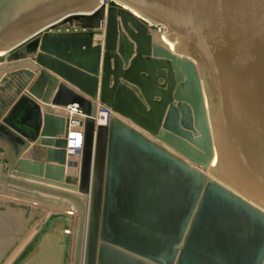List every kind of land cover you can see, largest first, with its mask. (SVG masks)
<instances>
[{
  "label": "water",
  "instance_id": "water-1",
  "mask_svg": "<svg viewBox=\"0 0 264 264\" xmlns=\"http://www.w3.org/2000/svg\"><path fill=\"white\" fill-rule=\"evenodd\" d=\"M122 1L176 38L192 95L180 93L184 75L168 53L151 56L146 21L114 0L105 25V5L97 0H0V48L18 59L0 70L37 73L0 119V193L64 209L63 199L71 200V264H264V210L120 117L112 114L108 124L94 119L98 99L151 134L165 138L167 129L200 142L209 156L202 72L216 146L212 168L264 207V0ZM117 15L132 41L120 36ZM71 18L81 19L83 28H49ZM103 25L102 51L93 34ZM44 103H77L85 113L76 172L69 169L77 161L66 149L68 119ZM153 104L160 105L154 119L140 113H150ZM174 213L176 221L162 220Z\"/></svg>",
  "mask_w": 264,
  "mask_h": 264
},
{
  "label": "bare ground",
  "instance_id": "bare-ground-1",
  "mask_svg": "<svg viewBox=\"0 0 264 264\" xmlns=\"http://www.w3.org/2000/svg\"><path fill=\"white\" fill-rule=\"evenodd\" d=\"M114 1L116 3H118V4H120L122 7L128 9L132 14L137 16L139 19H141V20L144 19V21H146L147 30H148V32L150 34L151 56H153L152 53H157V52L160 53V54L168 53L170 55V57H171L170 60L172 61V65L178 67L179 70H181V72L184 75L183 80L179 81V83H178L179 84V88H180L179 89L180 93L184 92L186 95L191 96L192 95V86L189 83V80L186 78V74H185L184 68H183L184 63H182L180 61L179 56L177 55L178 53L176 51V49H177L176 48V46H177L176 45V38L171 37L167 33L168 30H167L165 25L157 23L156 20H154L150 16L146 15L145 13L141 12L139 9L127 4L126 2H124L122 0H114ZM97 3H104V5H105V15H104V18H103L104 25H105L106 18H107V10H108V7H109V0H97ZM117 19L119 21L120 20V16L117 15ZM104 25L99 27L103 31L102 33H97L96 31L94 32V34H93V42H94V37H95L96 41H99L101 43L104 41V30H105V26ZM119 25L121 26V28H120V36L123 37L122 39H124L125 41H128V42L132 41L129 38V36L127 35V32L122 27L120 21H119ZM52 26L49 27L51 30H52ZM133 44H135V43H133ZM127 45L129 46V44H127ZM6 54H8L6 52V50L0 48V56L6 55ZM134 54H135V48H134V51H133L132 55H134ZM184 55L191 62L197 63L196 60L194 59V57H192L190 54H184ZM173 57H176V59L173 58ZM2 64L3 63L0 62V66ZM141 64H144V66H146V67H148L150 69H153V68L163 69L160 65H158L157 63L152 62L150 60L142 59ZM17 68H23V67H17ZM0 73H1L0 76L2 77L6 73V71L4 72L3 69H2V70H0ZM199 76H200V80H201V91H202V99H203V105H204V110H205L206 122H207V125H208V132H209L210 141H211V154L209 156H207L205 154L206 152L203 149V147H202L200 142L195 143L193 141V139H188L186 137H183V136H181V134L179 135V133H175V134L168 133V131H170V130H166V129H165L166 133L165 132L163 133L166 136H165V138L162 137L163 138V140H162L163 143H161V144L163 146H165L166 148L169 147V148L173 149L174 151H176L177 153L182 155L184 158H186L188 160L187 162L192 164L199 171H201L206 176L207 179H212V180L217 181L218 183H220V184L224 185L225 187L231 189L232 191L236 192L237 194H239L242 197H244L245 199H247L249 202L253 203L254 205H257L262 210H264V207H261V206H259L256 203V200H258V199L255 198V202H254V201H252L249 198L252 195L250 196V194H246L249 197L248 196H243L236 189H234L231 186H229L227 183H226L227 184L226 185V184H224V182H221L220 180H218L219 178L215 179V178H212V176H211V174H213V175H216V174L218 175L219 174V176H221V174L218 173L215 169L212 168V163H213V160H214L215 155H216V146H215V142H214V138H213V134H212V129H211V124H210V120H209V114H208V108H207L206 90H205V85H204L202 72H201V74L199 73ZM147 84H148L149 89L151 90V88H153V84H152L151 79H149L147 81ZM25 89H26V87H25ZM86 96H88V95H86ZM97 101H99V100H97ZM50 104L51 105H55V104H52V103H50ZM189 105H190L189 107L191 108V112H192L193 107H192L191 104H189ZM130 106H134L135 108L138 107V106L133 105V104H130ZM159 106H160L159 104L158 105L157 104H153V108L151 109L150 113H145V112H141V111H140V113L145 115V116H147V118L154 119L156 117V113H157V111L159 109ZM56 108H57V110H63L65 108V106H56ZM167 110H168V108H166L165 114H166ZM113 114L114 115L118 114L119 116L118 115H116V116L120 117L124 121H126V119H127L128 122H130L129 124L131 126H133L132 124H134L137 127L136 128V127L133 126L134 128H136L139 131H141V130L145 131L149 135L148 134H144V132H142V131L141 132L145 136H147L148 138L157 141L156 138L159 137L158 135L151 134V132L147 128H145L141 124L135 122L131 117H129L127 115H124V114H120L117 111H114ZM95 121H96V124H102V119H101V117L99 115L96 116ZM197 132H198V135L201 134L200 131H197ZM194 136L195 135H193V138H194ZM76 139L79 140V137H76ZM203 162H205V164H203ZM76 168L70 167L69 169L71 171H73ZM77 170H78V168H77ZM236 186H237L238 189L241 188V187H238V185H236ZM261 203H263V202H261ZM43 214H45V213L42 212V215Z\"/></svg>",
  "mask_w": 264,
  "mask_h": 264
},
{
  "label": "rangeland",
  "instance_id": "rangeland-1",
  "mask_svg": "<svg viewBox=\"0 0 264 264\" xmlns=\"http://www.w3.org/2000/svg\"><path fill=\"white\" fill-rule=\"evenodd\" d=\"M83 24L84 23L81 19L71 18L67 21L57 22L56 24H54L52 26V30H55V31L79 30V29L83 28V26H84ZM19 50H22V48ZM14 55H15L14 51H10L8 54L0 56V62L4 64L5 62H3V60L5 58H7L9 60H11L13 58L14 59L17 58ZM123 63H124L123 65L125 66L126 64L124 61H123ZM5 71H6V73L2 77L0 76V118L4 115V113H6V111L8 110L10 105L12 104V102L18 96V94L20 92L24 91L25 87H27V85L32 82V80L34 79V77L37 74L35 71H32V70L29 71L30 72L29 74L28 73L25 74L23 72L22 68L5 70ZM161 80L162 79H160V81ZM124 82L133 86L138 91V93L140 94L139 88L136 85L129 83L126 80H124ZM115 115H118V114H115ZM126 121H128V120L126 119ZM133 126H135V125H133ZM141 131L144 132V134H148L143 130H141ZM156 140L160 143H163L162 137H160V138L157 137ZM0 156H1V151H0ZM74 171H77V169H75ZM211 176H212V178H215V179L219 178L218 180H220L221 182H224V184L227 183L229 186L236 189L243 196H248L246 194H249V193H247L242 188L238 189L234 183L230 182L229 180H227L222 175L219 176V174L218 175L217 174L216 175L211 174ZM249 198L255 202V198L253 196H251ZM9 201H13V200L7 199V198L5 199V197H3V195L0 193V234H1L0 241L2 240L1 242H4V243L8 242L9 243L8 247L6 248V250L4 251V253L0 257V264H23L26 260L27 261L32 260L31 259L32 256H30L31 255L30 253L31 252L33 253L32 249L35 247L34 246V240H33L34 239L33 237L35 234L32 231L33 230L34 231L39 230L41 232V229L42 230L45 229V227L49 225L51 220L54 219L53 217H55L56 214H59V213H55V215H52V217L50 218L49 211H53V210L59 211L60 210L59 211L60 213L61 212L67 213V211L64 208L59 209L58 207H53V206L47 205L46 207H48V208H45L46 209L44 211L45 214H43V216L41 215V217H40L39 213H40L41 209L36 208V206H35V204H37V202H33L31 200L28 201L27 203H28V206H30V207L25 209V208H22L19 206H11L9 204ZM13 202H15V201H13ZM47 214H49L48 215L49 218L48 217L44 218ZM2 215H9V216L19 215L18 217L20 218V221H18L16 219L14 220L12 218H10V220H6L4 217H2ZM75 216H76V212L74 213L71 224L69 226H67L68 227L67 229H65V231L69 235V243H68L69 244V246H68L69 250L72 248L71 239H72V235H74ZM62 230L63 229L59 228V232H61ZM45 231H43V232H45ZM9 238H11V239H9ZM32 240H33V242H32ZM18 249H19V251H18ZM16 251H18V252H16Z\"/></svg>",
  "mask_w": 264,
  "mask_h": 264
},
{
  "label": "crops",
  "instance_id": "crops-1",
  "mask_svg": "<svg viewBox=\"0 0 264 264\" xmlns=\"http://www.w3.org/2000/svg\"><path fill=\"white\" fill-rule=\"evenodd\" d=\"M93 43L95 44V43H101V42L96 41L95 37H94V42ZM101 44H102V51H103L104 50V48H103L104 42H102ZM134 48H135V44H134ZM101 56H102V54H101ZM16 60H18V59H16V58L14 59L13 58V59L9 60V59L5 58L3 60V62L6 63V62L16 61ZM101 64H102V60L100 62V67H101ZM50 72L53 75L57 76L60 81L61 80L64 81L68 86L73 88L75 91L85 95L82 91H80L76 87L72 86L67 81L63 80L61 77L56 75L54 72H52V71H50ZM100 78L101 77L99 75L98 87L100 85ZM54 92H55V90L52 91V94H54ZM44 104L50 105L53 108H56V106H58V105H51L50 103H44ZM128 123H130V122H128ZM132 125H134V124H132ZM134 127H136V126H134ZM32 144H34L33 141H31L29 143V145H32ZM167 149H169L171 152L179 155L185 161H188L186 158H184L182 155H180L179 153H177L173 149H171L169 147H167ZM25 150H27V148L24 149V151ZM1 159L2 158L0 156V163H2ZM3 171L10 174L8 169H6L5 167L3 168ZM17 177L22 178V179H26V177H23V176H17ZM27 180H31V181H34V182H37V183L47 184L45 182L37 181V180H34V179H29L28 178ZM174 185H175L174 189L177 190L178 198H180V184H174ZM52 186H55V185H52ZM39 193L41 195L45 194L43 192H39ZM2 195H3V197H5V199L6 198L7 199H11V200H13L15 202L28 204L27 202L30 201V200H27V199H24V198H17V197L8 195V194H2ZM181 198H182V194H181ZM60 199H63V198L60 197ZM63 200H66V202H67V208H65L67 213H63V212L60 213L59 212L60 210L59 211H55V210L49 211L50 218L52 217V215H55V213H59V214H56L55 217H53L54 218L53 220L50 219L51 222L49 221L50 222L49 225L46 226L45 229H43V230L41 229V232L39 230H35V231L33 230L32 231L35 234L34 237H33L34 238L33 240H34V246L35 247L32 249L33 253L32 252L30 253L31 254L30 256H32V258L31 257L30 258L32 260L31 261H27L26 260L23 264H66V263L67 264H71V262H72V254H73L74 235H72V239H71L72 248L69 250L68 249V246H69V244H68L69 243V235L67 234L65 229H67L68 228L67 226H69L71 224L72 218L74 216V213L76 212V207H75V205L73 204V202L71 200H69V199H63ZM35 206H36V208H40L41 209V211L39 213L40 217L42 215V212H44L46 210L45 208H48V207H46L47 206L46 204L41 203V202H37V204H35ZM53 207H58L59 209L61 208L59 206H53ZM49 214H47L44 218H47ZM18 216L19 215H13V216L2 215V217H4L6 220H10V218H12L14 220L16 219V220L20 221V218ZM178 219H179V217H178ZM162 220H165V221H167V220L168 221H176V215L174 213L172 217H170V215H169V217H163ZM75 222H76V216H75ZM59 228H61L63 230L61 232H59ZM74 230H75V227H74ZM43 231H45V232H43ZM0 238H1V234H0ZM9 239H11V238H9ZM33 240H32V242H33ZM1 241H0V257L4 253V251L6 250V248L8 247V244H9L8 242L4 243V242H1ZM182 242L179 245V249L182 246ZM179 249L177 251L175 259L177 258L178 254H179ZM18 251H19V249H18ZM18 251H16V252H18ZM173 264H175V262Z\"/></svg>",
  "mask_w": 264,
  "mask_h": 264
},
{
  "label": "built area",
  "instance_id": "built-area-1",
  "mask_svg": "<svg viewBox=\"0 0 264 264\" xmlns=\"http://www.w3.org/2000/svg\"><path fill=\"white\" fill-rule=\"evenodd\" d=\"M97 100L95 101L96 110L94 114V119L96 118L97 115H99L102 119V124H108L109 119L114 111L105 103ZM62 111L64 116L68 119V124H67L68 134L66 136L67 138L66 149L67 152H71L74 159L77 161V166H78L81 155V148L83 144L85 113L81 111L77 103L67 104ZM76 137H79V140H77Z\"/></svg>",
  "mask_w": 264,
  "mask_h": 264
}]
</instances>
